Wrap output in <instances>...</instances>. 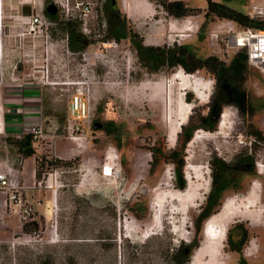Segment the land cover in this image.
<instances>
[{
  "label": "rangeland",
  "instance_id": "1",
  "mask_svg": "<svg viewBox=\"0 0 264 264\" xmlns=\"http://www.w3.org/2000/svg\"><path fill=\"white\" fill-rule=\"evenodd\" d=\"M115 1L126 30L136 33L144 45H187L200 57L216 56L225 67L236 54L226 52L225 35L219 33L230 20L204 18L205 0H180L196 10L183 17L169 15L162 0H137L150 11L133 16L124 9L131 0ZM250 1L225 3L246 13ZM91 2L86 24L74 21L75 32L84 37L75 51L62 40L61 24L50 29L48 40L31 35L14 21L15 0L2 2L0 165L10 167L11 175L25 187L24 198L32 211L24 223L18 204L0 191V264H172L170 253L179 242L202 243L208 222L218 230L225 226L226 232L240 222L248 231L240 252L228 250L226 235L222 246L212 244L226 264L240 257L248 264H264V39L250 37L251 59L263 72L244 63L226 71V76L239 74L232 82L237 98L246 100L247 111L235 101L225 102L220 109L227 114L224 129H207L201 118L209 105L214 106L218 76L203 68L186 73L180 66L167 65L150 72L138 62L128 38H104L97 0ZM213 32H218L217 38ZM26 88L41 97L38 121L43 134L32 142L33 165L30 161V169L21 172L13 139L28 133L29 126L22 122L25 113L11 112L15 107L6 101L17 89ZM79 91L88 100L92 121L85 133L74 132L73 140L66 118L70 100ZM152 94L167 103L158 104ZM187 108L189 114L177 128ZM184 125L187 130L193 127L194 135L184 150L185 185L178 189L170 156L186 135ZM153 149L162 150L163 156L157 152L154 157ZM247 155L253 167L232 172L220 206L197 232L196 217L211 186V161L218 158L231 164ZM37 162L40 177L34 175ZM104 164L112 168L108 176L102 174ZM23 224L28 232L22 231Z\"/></svg>",
  "mask_w": 264,
  "mask_h": 264
},
{
  "label": "trees",
  "instance_id": "2",
  "mask_svg": "<svg viewBox=\"0 0 264 264\" xmlns=\"http://www.w3.org/2000/svg\"><path fill=\"white\" fill-rule=\"evenodd\" d=\"M112 1L113 0H106L103 5V10L107 19L104 38L108 40L111 39L113 41H120L121 39L128 38L135 49L138 62L143 64V66L150 72H156L160 70L162 66L167 65L169 68L180 66L186 73H193L196 70L203 68L213 76H218L217 79L220 84V90L213 98L214 106L209 105L206 116L201 118L202 121L205 122L203 127H206L207 129H213L216 126L217 129L224 108L221 113H219V111L224 103L234 101L238 103L242 102L243 100V97L237 98V95L239 94L237 91V86L232 82L234 76H226V71L227 69L236 70V68H238L239 64L241 63L247 64L245 54L243 52L236 53L228 67H225V65L216 56L210 55L207 57H200L192 52L187 45H175L173 47L167 48L153 45H144L143 40L136 33L126 30L125 21L122 17L120 18L117 9L113 8L114 4ZM225 1L228 0H205L204 18H224L234 21L239 27H255L264 29V20H255L249 18L246 13L229 7ZM49 3V0H44L43 11L49 18H55V13L49 12L46 9V5ZM161 4L169 15H173L175 17L191 15L194 11H196L194 8L192 9L184 6L180 0H162ZM60 24L63 26V29L68 32V44L71 50H78V48L82 46L78 42L82 41L84 37L81 35V33L75 32V22L68 21ZM233 73L235 74V77L239 75H237L235 71H233ZM96 124L97 121L93 120L92 126L94 128ZM182 129L186 132V135L180 144V148L177 149L178 152H174L170 156V158L173 159L172 163H174L176 166L175 187L178 189H182L185 185L186 179L184 175L181 174V172L183 173V168L185 166L184 150L194 135L193 127H190L187 130L186 126L184 125L182 126ZM13 142L17 149V154H20L23 158L30 157L34 154V147L32 146V142H34V140L32 138V134L23 133L19 138L13 139ZM161 149L163 150V148ZM162 150L154 151L153 149L151 153L155 157L157 152L162 154ZM54 160L62 164H67L66 161L57 159ZM182 160L184 164H182ZM40 164V162L36 163L34 173L35 177H40ZM247 165L248 167H253V159L249 155L237 159L231 164L226 163L218 158L211 161V186L205 197L204 204L201 206V210L196 217L195 225L197 232L200 231L202 221L208 219L211 214L213 215V213H215L220 206L221 195L230 183L229 176L234 170H243L247 167ZM27 224L22 225L23 232H28L27 230L29 229ZM31 224L36 226L35 221H32ZM247 239L248 231L243 227L242 223L235 222L233 225L227 228L225 244L228 247V250L240 252ZM198 244V239H193L189 243L182 241L179 242L178 246L170 253L171 263H189L191 251L192 249H196ZM234 264L248 263L244 257H240Z\"/></svg>",
  "mask_w": 264,
  "mask_h": 264
},
{
  "label": "built area",
  "instance_id": "3",
  "mask_svg": "<svg viewBox=\"0 0 264 264\" xmlns=\"http://www.w3.org/2000/svg\"><path fill=\"white\" fill-rule=\"evenodd\" d=\"M106 0H97L102 26L106 28V16L103 10V5ZM49 2L55 8V18H49L43 11L44 6L42 0H15V15L14 21L16 25L25 29L26 33L31 35L43 36L45 40L51 37L50 29L56 27L60 23L68 21H82L85 23V19L89 16L92 11L91 0H49ZM25 4L30 5V12L24 13L23 7ZM1 7V0H0ZM246 14L249 18L255 20H264V0L261 2L250 1L247 5ZM86 27H83V31ZM225 35V46L226 52H243L246 57L248 66H252L260 71L263 70L257 67V62L251 59L250 55V37L257 36L264 39V29L255 27H239L230 20L226 22L221 28ZM1 31V24H0ZM18 35V34H17ZM62 40L67 44L68 32L65 30L62 35ZM211 36L217 38L218 32L211 33ZM92 121V113L88 107V100L84 96L82 91L75 93L72 96L69 104V112L66 118V128L68 137L75 140L76 136L74 132L81 135L87 131ZM28 133L32 134L34 141L38 140L43 134V125L41 122L34 123L28 127ZM18 138L20 135L17 136ZM18 155V162L21 163L23 157ZM6 165V164H5ZM6 167V168H5ZM0 165V191L4 193L10 201H14L19 206L21 216L24 223L28 222L31 218L32 208L26 203L24 198L25 187L20 185L19 182L11 175L10 167ZM102 174L110 175L111 167L104 164L102 166ZM38 186H41V182L38 181Z\"/></svg>",
  "mask_w": 264,
  "mask_h": 264
},
{
  "label": "bare ground",
  "instance_id": "4",
  "mask_svg": "<svg viewBox=\"0 0 264 264\" xmlns=\"http://www.w3.org/2000/svg\"><path fill=\"white\" fill-rule=\"evenodd\" d=\"M124 9L126 10V12L129 13L130 16H133L134 13H136L137 11H140V12H143L146 8L144 6H140L138 3H137V0H131L129 4H126L124 5ZM146 11H150L149 9H146ZM1 19V18H0ZM258 51H261L259 49H257ZM209 89V88H208ZM152 97H154V100H157V103L158 101L160 103L163 104V102L166 104L167 103V100L165 99L164 101L157 98L156 95L152 94ZM204 98V97H203ZM156 102V101H155ZM202 103L205 102L204 101H201ZM187 103V101H186ZM159 104V103H158ZM189 108V107H188ZM186 109L183 117L181 120H179L178 124H177V128L179 127L180 128V125L183 124L185 122V119L186 117L188 116L189 114V109ZM227 114L223 113L221 114V118H220V121H219V124H218V127L219 128H223L225 127V123L227 122L226 121V116ZM179 131V130H178ZM177 132V129H173L172 132H171V139L173 140L174 139V135L176 134ZM196 136H194L195 138ZM191 142V141H190ZM111 171H112V168H111ZM111 174V173H110ZM51 187V186H50ZM253 188H255L253 186ZM256 200V199H255ZM252 201V200H251ZM250 206V205H249ZM252 207V206H251ZM248 211V210H247ZM221 213V212H220ZM219 213V214H220ZM224 213V212H223ZM221 213V216L222 214ZM226 214V213H225ZM249 214V213H248ZM246 214V215H248ZM216 216V215H215ZM220 216V217H221ZM217 217V216H216ZM223 217V216H222ZM227 217V216H226ZM215 219V217H214ZM223 219V218H222ZM228 221V220H227ZM224 222V221H223ZM227 224V223H226ZM225 224V225H226ZM213 226L214 224H211V222H208L206 223L205 225V237L204 239L202 240V243L197 247V249L195 250L194 254L192 255V259L190 261L189 264H226V261L224 259H221L220 257V251L217 250V248L212 245L213 243L214 244H222L224 242V239H225V235H226V227H221L219 230L217 228V226H214V228H211L210 227ZM219 246V245H218ZM222 246V245H221Z\"/></svg>",
  "mask_w": 264,
  "mask_h": 264
},
{
  "label": "crops",
  "instance_id": "5",
  "mask_svg": "<svg viewBox=\"0 0 264 264\" xmlns=\"http://www.w3.org/2000/svg\"><path fill=\"white\" fill-rule=\"evenodd\" d=\"M3 0H1V7H0V18H1V13L3 12ZM43 6H44V0H42ZM26 9L28 11L31 10L30 5L25 4L23 7V10ZM27 11V12H28ZM2 21V18H1ZM1 23V22H0ZM2 37L0 38V63L2 61ZM29 88V87H27ZM26 89H17L19 90L17 93L15 94H11V98L7 99L6 102H8V104L11 107H15L16 110L14 111V113L19 114L20 112H24L25 115L22 116L23 118V124H28V126L32 125L35 122H39L38 120L41 119V112H40V107L39 105L42 104V100L41 97L38 96V94L36 93L37 91L34 90H27ZM1 109V108H0ZM12 112V111H11ZM1 116H0V130L2 129V121H1ZM28 128V127H27ZM31 159L30 157L28 158H23L20 168L21 172L23 171H28V168L30 169V167L28 166V164L30 163ZM32 161H31V166H32Z\"/></svg>",
  "mask_w": 264,
  "mask_h": 264
},
{
  "label": "flooded vegetation",
  "instance_id": "6",
  "mask_svg": "<svg viewBox=\"0 0 264 264\" xmlns=\"http://www.w3.org/2000/svg\"><path fill=\"white\" fill-rule=\"evenodd\" d=\"M112 3L114 4L113 8L115 9V8H116V1L113 0ZM106 21H107V19H106ZM246 103H247V102H246V100H245V101H242V102H238L237 105H238V107L240 108V110H242V111H247V109L245 108ZM247 167H248V165H247Z\"/></svg>",
  "mask_w": 264,
  "mask_h": 264
},
{
  "label": "water",
  "instance_id": "7",
  "mask_svg": "<svg viewBox=\"0 0 264 264\" xmlns=\"http://www.w3.org/2000/svg\"><path fill=\"white\" fill-rule=\"evenodd\" d=\"M46 9H47L49 12H52V13L55 12V8H54V6H53L52 4H47V5H46ZM15 110H16V108H12V109H11L12 112H14ZM219 113H220V111H219Z\"/></svg>",
  "mask_w": 264,
  "mask_h": 264
}]
</instances>
